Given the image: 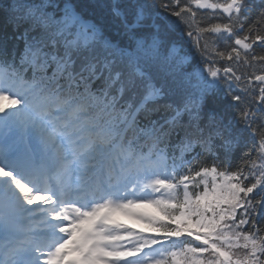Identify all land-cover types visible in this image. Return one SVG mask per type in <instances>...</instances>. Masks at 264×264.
<instances>
[{"label":"snow or ice","instance_id":"snow-or-ice-1","mask_svg":"<svg viewBox=\"0 0 264 264\" xmlns=\"http://www.w3.org/2000/svg\"><path fill=\"white\" fill-rule=\"evenodd\" d=\"M0 264H264V0H0Z\"/></svg>","mask_w":264,"mask_h":264},{"label":"rangeland","instance_id":"rangeland-1","mask_svg":"<svg viewBox=\"0 0 264 264\" xmlns=\"http://www.w3.org/2000/svg\"><path fill=\"white\" fill-rule=\"evenodd\" d=\"M125 222H126V223H132V224H134V226L139 227V225H136L135 222H133V221L125 220Z\"/></svg>","mask_w":264,"mask_h":264}]
</instances>
